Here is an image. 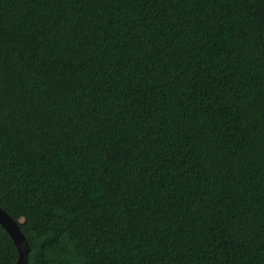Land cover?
<instances>
[{
    "label": "trees",
    "instance_id": "16d2710c",
    "mask_svg": "<svg viewBox=\"0 0 264 264\" xmlns=\"http://www.w3.org/2000/svg\"><path fill=\"white\" fill-rule=\"evenodd\" d=\"M0 207L28 264H264V0H0Z\"/></svg>",
    "mask_w": 264,
    "mask_h": 264
},
{
    "label": "water",
    "instance_id": "95a60500",
    "mask_svg": "<svg viewBox=\"0 0 264 264\" xmlns=\"http://www.w3.org/2000/svg\"><path fill=\"white\" fill-rule=\"evenodd\" d=\"M0 225L10 235L19 253L17 264H28L30 245L19 224L0 207Z\"/></svg>",
    "mask_w": 264,
    "mask_h": 264
}]
</instances>
